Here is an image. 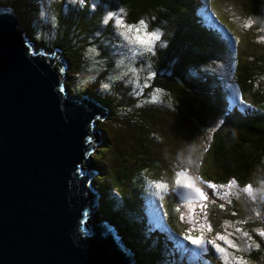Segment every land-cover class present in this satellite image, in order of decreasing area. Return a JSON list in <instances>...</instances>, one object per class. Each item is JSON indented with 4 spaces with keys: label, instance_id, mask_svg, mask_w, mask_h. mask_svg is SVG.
I'll return each instance as SVG.
<instances>
[{
    "label": "rangeland",
    "instance_id": "obj_1",
    "mask_svg": "<svg viewBox=\"0 0 264 264\" xmlns=\"http://www.w3.org/2000/svg\"><path fill=\"white\" fill-rule=\"evenodd\" d=\"M36 1L38 5H40L41 10L44 9V11H46L44 17H46L47 14V17H51L52 12L50 3L53 2V0H42L43 2L40 0ZM57 2L64 3V15L59 19L60 21H58L56 16L55 24H52V26L60 28L61 33L66 30L74 31L76 13L81 11L86 12V10L88 13L85 20L88 19L91 24L83 20L79 21L78 24L83 27L82 32L85 31L87 26L92 27L91 29H87L88 31L84 33L87 38L93 39H89L92 44L88 47L79 48L73 53L67 52V55L71 59L72 57L75 59L80 57V59L76 63L74 60L72 61V71L69 69L67 70L64 83L65 90L71 97L80 98L87 93L93 99L99 100L98 97H100L101 93L106 92V87H104L105 84L106 86L112 85L114 87V89L109 88V91H111L115 97V106H112L113 112L111 113L108 110V115L104 120L96 121L95 129L105 131L103 133L104 143L93 150L91 154L92 161H97L98 157H102V161L104 159L103 156H109L111 154V151H106L107 149L105 146H112L114 150L116 145L110 144H117L120 141L121 144L127 148L126 154L130 152L129 155H131V157H133L132 154L137 155L136 152L133 153L132 150H129L127 144L129 141L132 143L136 142L140 134L147 135L154 140V132L157 131L156 133L163 139L162 144H158L149 138L146 140V143H149L154 151L156 150L153 154L155 160L152 159L149 161L150 163L153 162L152 167L149 169L146 168L139 172H135L133 169L125 170L123 169V165L126 161L114 154V158L111 159L112 161L106 162L108 166H110L111 173L108 179L109 182H107L101 179L103 176H107V167L102 162L98 163L99 170L98 175H96L99 177L98 183L102 185L105 192L111 195L112 204H123L125 208L127 207L129 209L137 207L140 214L146 219V227L144 230L146 232L143 241L145 245L138 241L137 243L139 246L137 247L132 245L127 238H124L125 245L130 248L137 260L135 264H226L224 259L223 261L220 260V258H223V254L218 253L214 247L209 246V251L204 253L199 250L202 246L195 245L191 240L186 238L189 234L188 230L192 227V225L188 223L191 203L197 204L196 211L200 215V223L211 224V232H208L207 227L203 229L206 240L215 238L217 233L226 234L225 221H228L231 227H228L227 231L233 233L230 239L240 237V239L236 240L239 248H229L228 251L236 256H242L248 264H264V253L260 254L258 258L252 262L249 257L251 253L255 254L258 250L264 249V237H261L256 231L264 229V192L254 191L256 196L255 200H252L246 193H240L238 199L235 195H232L230 196L231 203L229 204L225 199H221L219 196L214 195L213 190L207 188L201 180L196 179V177L199 176L202 177L203 181H208L204 176V170L210 163L211 157L208 155L210 150L209 146L216 128L224 122L226 112L231 111L235 106L237 107L235 111H238L241 115H248L250 112L256 111V108L251 104L252 101L250 97L242 94L239 86H236L234 83V60L237 56V54H235L236 50L234 44H236L237 48H241V46H243V41L239 44V41L237 39L235 41L233 36L231 38L222 35V33H216L221 36L219 40L220 44L218 49H216L217 52L214 51L212 56H209L210 60L207 59L205 53L209 55L213 52L211 47L200 51L198 48L189 46L184 49V51H181V56H187L191 59L199 56V62L202 60L207 62L206 64H195L196 68L198 67V78L208 79L212 77L214 79L213 86H209L210 90H208V92L211 95L214 94L216 83L215 93L217 88L220 89V92L224 96V101L222 100L223 102L219 105L220 113H216L217 115L215 116L212 115L213 117L210 116L208 121L206 120L203 122L195 115L186 114L182 111L181 113L184 114V119L179 121V114L175 111L181 106V102L175 98L177 95L171 94V91L166 90L161 85H156L150 89L148 88L149 82L152 78L154 79L153 75L155 74L152 70L153 67L146 63L148 53L132 57L126 41L122 38L119 26L115 24L114 17L109 20L107 24L104 23L105 19L108 17L107 13H109L106 7L100 8L99 10L96 8L97 0H92L91 7L96 11L95 14H92V9L87 6L88 3H86L85 0H80V5L73 9L68 8L72 0H57ZM205 2L206 6L211 3L213 9H215L221 17V19H219L226 22L227 25L225 24V26L230 30L232 29L231 31L236 34L237 38L241 39L243 35V38L248 40L254 39L258 44L264 46V39H262L264 38V18L248 16L240 7V0H205ZM119 9L120 7H116L113 12L124 16V14L119 12ZM213 14V11L211 12L208 7H206L203 15L200 13L198 14L201 19V28L211 29L212 27L222 26L221 21H219L218 18H214ZM33 17L35 20L38 19L36 25L39 23V26H41L40 31H45L47 23L45 21L47 18L43 21L40 11L37 14L34 13ZM249 19L254 23L251 27H244L245 22ZM39 26H37V28ZM67 27L69 29H67ZM39 34L37 32L31 33V37L37 39V42L34 43H32L26 34L28 40L33 44L35 51H40V49H43L47 53L55 51L52 48L49 50V48L40 44L41 38ZM227 39L231 45L230 47L225 45ZM93 48L98 50V55L91 51ZM246 54H248V52L245 53L242 51L240 55L244 57L247 56ZM167 57L168 54H166L165 58ZM174 61L175 63L180 61L179 57L172 61V65H174ZM133 62L140 63L139 65L144 67L146 72H144V69L141 72L138 71V69L133 66ZM164 62H166V59ZM94 66H96V68H94ZM167 68L168 66L165 67V69ZM192 69L194 70L195 68L192 67ZM169 72L175 73L173 67ZM163 77L164 76H161V78ZM258 78L259 84L262 83L264 85V76L260 75ZM82 87H85L83 91L81 89ZM181 87H183L181 92L186 90L182 83H180V88ZM156 90H161L158 95V100H160L158 104L157 101L151 99L153 95L157 94ZM224 90L226 91V95ZM163 109L169 111L170 114H167V111L165 113L158 112L163 111ZM142 119H148L146 129L143 130L138 128V123ZM175 123V126L179 129L173 126ZM179 124L183 127H179ZM206 148L208 149L207 151H205ZM203 165H205L204 169H202ZM185 170L186 175L181 177V185L191 179V181L195 182L197 187L205 191L208 196L207 201L199 200L197 194L192 189L187 190L189 197L186 200L181 201L176 196L173 191V189L177 188L175 183L176 173ZM95 178L93 179V184L97 187ZM156 183H166L168 189H158L155 186ZM227 183L228 182L225 184ZM218 184H222V182ZM251 184L254 190L259 189L261 186L260 181ZM239 188L242 187L237 185V189L233 191L235 192ZM220 191L222 192L223 190ZM99 193L101 194V189ZM102 197H104V194L99 196L98 200L102 199ZM213 201H215V203H213ZM246 201L255 211L245 205ZM200 203H207V222L203 220V213L200 212ZM221 204L224 205V208L220 207ZM241 204L242 206L240 208H236V206L239 207ZM98 207L101 208L102 203H98ZM233 213H235V215H233ZM96 214V212L93 214L91 220L92 225H95L96 221L111 222L108 219L101 218L99 215V217H96ZM181 214L184 215L183 220L180 218ZM237 221H246L243 225L250 226L248 232L253 240L260 245L259 248L254 246L250 249L244 248L246 246L244 243L246 238L242 237L240 233L235 232V228L240 225L236 223ZM183 228L185 229L182 230ZM119 232L121 234V227H119ZM190 234L193 237H197L200 235V231H192ZM256 235L257 237H255ZM162 238L168 243L160 245ZM217 243L221 244L222 247H227L223 241H217ZM148 248L149 250L147 251ZM151 260L154 262H151Z\"/></svg>",
    "mask_w": 264,
    "mask_h": 264
},
{
    "label": "water",
    "instance_id": "obj_2",
    "mask_svg": "<svg viewBox=\"0 0 264 264\" xmlns=\"http://www.w3.org/2000/svg\"><path fill=\"white\" fill-rule=\"evenodd\" d=\"M67 70L62 50L35 51L0 6V264H135L116 224H91L102 196L95 127L108 110L71 97Z\"/></svg>",
    "mask_w": 264,
    "mask_h": 264
},
{
    "label": "trees",
    "instance_id": "obj_3",
    "mask_svg": "<svg viewBox=\"0 0 264 264\" xmlns=\"http://www.w3.org/2000/svg\"><path fill=\"white\" fill-rule=\"evenodd\" d=\"M85 2L88 3V7H91L92 0H85ZM37 5L38 2L36 0H0V6H11L13 8L17 18L20 20L19 25L25 31V34L28 35L32 43L37 42V39L31 37V33H40V44L49 48V50H51L50 48L53 50H62V57L66 58L68 62V69L72 71V61L74 60L76 63L79 61L80 57L77 59L72 57L71 59L67 55V52L73 53L79 48L88 47L92 44V42L89 40L92 38H87L84 34L85 31H88L87 29H91L92 27L87 26L85 31L82 32L83 27L78 24V22L81 20L91 24L88 19L85 20L88 11L86 10V12L81 11L76 13L77 15L75 16L76 22H74V31L70 30V32L69 30H66L65 32L61 33V29L52 26V24H55L54 22L56 16L58 21H60L59 19L63 17L64 3H58L57 0H53V2L50 3L52 12L51 17H47L48 14L46 17H44V15H46V11H44V9L41 10L40 5ZM79 5L80 0H72L68 8L73 9ZM103 7H106L109 12H113L116 7H123L126 9L127 13V15L124 17L126 23H138V21L143 18L148 25L149 31L156 27H159L163 30L164 35L162 40L167 42V46L162 47L160 43H157L155 47V54L153 55L152 53H148L146 63L153 67L152 70L155 73L153 75L154 79L152 78L150 80L148 88L150 89L156 85H161L166 90L171 91V94L177 95L175 98L181 102V106L175 111L177 114H179V121L184 119V114H182L181 111L185 112L186 114H193L203 122L206 120L208 121L210 116L217 115L216 113L219 112V105L224 101V96L220 92V89L217 88L215 93L216 83L214 94H209V86H213L214 82L212 77H209L208 79L198 78V67L196 68L195 64L200 65L206 64L207 62L204 60L199 62V56L193 57V59L187 56H181V51H184V49L188 48L189 46L198 48L200 51L211 47L213 52H211L209 55L205 53L207 59L210 60V57L214 51L218 49L220 44L219 40L221 36L216 33H222V35H226L227 37L233 36L235 41L236 39L239 41V44L241 41H243V46H241V48H237L236 44H234L237 54V57L234 60V83L236 86H239L242 94L246 96L248 95V97H250L252 101L251 104L256 108V111L250 112L248 115H241L235 110L226 112L224 122L216 128L212 135L209 146L210 150L208 153L212 160L210 158V163L204 170V176L208 181H212L216 184L220 182L225 184L228 182V180L235 178L237 185L240 187H243L250 182L253 183L264 180V85L262 83L259 84L258 80L260 75L264 76V46L258 44L254 39L248 40L243 38V35L241 39L237 38L236 34L231 31L232 29L230 30L227 26H225L226 22L224 20H220L221 17L218 15L216 10L213 9L211 3L210 5L207 4L206 6L205 0H97L96 8L100 10V8ZM206 7H208L211 12L213 11V16L221 21L222 26L212 27L211 29L200 27L201 19L198 14L200 13L203 15ZM240 7L248 16L264 18V0H240ZM91 9L92 14H95L96 11L94 8L91 7ZM39 11L43 21L47 18L45 21L47 22L45 31L42 30L43 33L40 31L41 26H39V23L36 25V21L38 19L35 20L33 17V14H37ZM93 17L96 18L95 16ZM37 26L39 27L37 28ZM67 29L69 28L67 27ZM225 45L230 46V44L227 42ZM242 51L245 53L248 52V54H246L247 56H241L240 54ZM166 54H168L167 58H165ZM177 57H179V63H175L174 61V65H172V61ZM165 59L166 62H164ZM137 64L138 63L133 62V66L136 67L138 71H143L144 67H141L139 65L140 63L138 65ZM167 66L168 68L165 69ZM172 67L175 73L169 72ZM192 67L195 69L193 70ZM94 68H96V66H94ZM144 72H146L145 69ZM161 76L164 77L161 78ZM180 83L184 85V89H186L185 91L181 92L183 87L180 88ZM104 87H106V92L101 93L100 97H98V101H101L104 107L112 113V106H115V97L114 94L109 91V88L114 89V87L112 85L106 86V84ZM84 88L85 87L81 88L82 91ZM159 102L160 100H157V104ZM166 111L167 110L163 109V111L158 112L165 113ZM166 113L170 114L169 111ZM146 124H148V119H142L138 123V128L142 130L146 129ZM175 125L176 123L173 124L174 127H176ZM179 127L183 126L179 124ZM156 132L157 131L154 132V140L149 138L147 135L140 134L136 142L132 143L129 141L127 144L129 150H132L133 153H137V155L132 154L133 157L129 155L130 152L126 154L127 148L121 144V141L117 144H110L116 145V150H113L112 146H105L107 149L106 151H111V154L109 156H103L104 159L102 161V157H98L97 161L94 162L96 166H98V163L102 162L107 167L108 174L107 176H103L101 179L109 182L108 179L111 176L110 166H108L106 162L112 161L111 159L114 158V154L115 156L123 158L126 161V163L123 165V169L125 170L133 169L135 172H139L146 168H151L153 162L150 163L149 161L152 159L155 160L153 154L156 150L154 151L151 145L146 143V140L149 138L158 144H162L163 139ZM204 166L205 165H203L202 169L205 168ZM118 177L121 178L120 176ZM98 180L99 177L96 176L95 183L97 188L101 189V194H104V197H102L100 200H97V204L100 201L102 203V207L100 208L99 212H96V217L99 215L101 218L108 219L118 227H121L122 236L125 239L127 238V240L132 243V245L138 247V241L145 245V242H143L146 232L144 231L146 227L145 217L140 214L137 207H132L129 209L127 207L125 208L123 204L113 205V201L110 198L111 195L105 192V189L101 184L98 183ZM245 205L254 210L247 201ZM241 206L242 204L239 207L236 206V208H240ZM238 226L243 227V230L247 232L250 229V226L248 225L244 226L243 224H240ZM184 229L185 228L182 230ZM255 237H257V235ZM166 243L168 242L162 238L160 245ZM244 248H247V246ZM148 250L149 248L147 251ZM263 250H258V252L255 254L251 253L249 255L251 262L255 261L260 254H263ZM220 260L223 261V258H220ZM151 262L154 261L151 260Z\"/></svg>",
    "mask_w": 264,
    "mask_h": 264
},
{
    "label": "snow or ice",
    "instance_id": "obj_4",
    "mask_svg": "<svg viewBox=\"0 0 264 264\" xmlns=\"http://www.w3.org/2000/svg\"><path fill=\"white\" fill-rule=\"evenodd\" d=\"M120 13L124 14V16L127 15V13H123V12H120ZM124 16L114 13L113 15L108 16L105 19L104 23L107 24L109 20L115 17V24L119 26V29L125 35H128L133 32L143 34L148 29V25L146 23H134V24L125 23ZM253 23L254 22L251 19H249L248 21L245 22L244 27H251ZM156 91H157V94L151 97L153 101L158 100V95L161 90H156ZM207 150L208 149L206 148L205 151ZM185 175H186V170L176 173L175 183L177 185V188L173 189L176 196L181 201L186 200L189 197V193L187 192V190L192 189L197 194L199 200L207 201L208 196L205 193V191L202 188L197 187L195 185V182L191 181V179H189L188 182L181 185V177ZM196 179L201 180V182L204 183L207 186V188L213 190L214 195L219 196L221 199H225L226 202L229 204L231 203L230 196L235 195L236 198L238 199L240 193H246L252 200L256 199V196L254 194V189L251 183L246 184L245 186H243L242 188H239L237 191L234 192L233 190L237 189V181L235 178L230 179L227 184H216L212 181H203L202 177H199V176H197ZM155 186L158 189H165V190L168 189V185L166 183H156ZM220 190H223V191L221 192ZM213 203H215V201H213ZM220 207L224 208V205L221 204ZM196 209H197V204L191 203L190 204V217H189L188 223L192 225V227L188 230L189 234L187 235L186 238L191 240L193 244L202 246L199 250L204 253H207L209 251V246L214 247L218 253L223 254V259L225 260L226 264H248V262L242 256H236L228 251L229 248L238 249L239 245L236 243V240L240 239V237H236V239H230V237L233 236L232 232L227 231V228L231 227L230 222L225 221V233L226 234L217 233L215 238L206 240L203 229L207 227L208 232H211L212 227L210 223H200L201 218H200L199 213H197ZM199 209H200V212L203 213V220L207 222V216H208V213L206 211L207 203H200ZM233 215H235V213H233ZM180 218L181 220H183L184 215L181 214ZM236 223L243 224V223H246V221H237ZM197 230L200 231V235L197 237L191 236L190 233L192 231H197ZM256 231L261 237H264V229H260ZM235 232L240 233L242 237L246 238L244 240V243L246 244L247 248L250 249L253 246L256 248L260 247V245L253 240L249 232L244 231L243 228L237 227L235 228ZM217 241H223L224 244L227 245V247H222L221 244L217 243Z\"/></svg>",
    "mask_w": 264,
    "mask_h": 264
},
{
    "label": "clouds",
    "instance_id": "obj_5",
    "mask_svg": "<svg viewBox=\"0 0 264 264\" xmlns=\"http://www.w3.org/2000/svg\"><path fill=\"white\" fill-rule=\"evenodd\" d=\"M119 12L126 13V9L121 7L119 9ZM113 14H114L113 12H109L107 13V16H110ZM138 23H146V21L145 19L142 18L140 21H138ZM121 35H122V38L126 41L128 48H129V52L132 55V57H135L137 55L147 54V53H152L154 55L155 47L157 43H160L162 47L167 46V42L162 40V37L164 35L163 30L159 27H156L152 29L151 31L147 29L143 34L133 32L128 35H125L124 33L121 32ZM91 51L98 55L97 49L93 48ZM235 108L237 107L235 106L231 111L235 110ZM231 111H228V112H231ZM260 185H261L260 188L255 189L254 191L264 192V180L260 181Z\"/></svg>",
    "mask_w": 264,
    "mask_h": 264
},
{
    "label": "bare ground",
    "instance_id": "obj_6",
    "mask_svg": "<svg viewBox=\"0 0 264 264\" xmlns=\"http://www.w3.org/2000/svg\"><path fill=\"white\" fill-rule=\"evenodd\" d=\"M178 168H179V167H178ZM197 185H198V184H197ZM242 203H243V202H242ZM98 208H99V209H98ZM99 210H100V207L97 206V211L99 212ZM249 212H250V211H249ZM255 218H256V217H255Z\"/></svg>",
    "mask_w": 264,
    "mask_h": 264
}]
</instances>
